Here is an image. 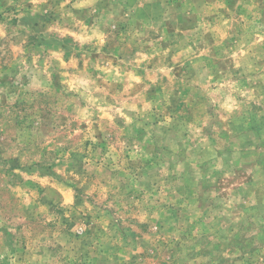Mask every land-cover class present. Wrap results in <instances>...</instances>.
<instances>
[{
	"label": "rangeland",
	"instance_id": "obj_1",
	"mask_svg": "<svg viewBox=\"0 0 264 264\" xmlns=\"http://www.w3.org/2000/svg\"><path fill=\"white\" fill-rule=\"evenodd\" d=\"M0 264H264V0H0Z\"/></svg>",
	"mask_w": 264,
	"mask_h": 264
}]
</instances>
